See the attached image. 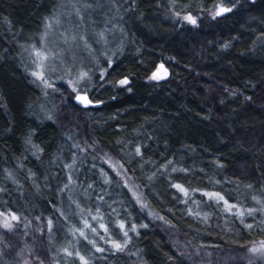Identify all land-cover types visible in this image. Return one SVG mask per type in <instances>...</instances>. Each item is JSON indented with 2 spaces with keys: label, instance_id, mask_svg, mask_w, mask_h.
<instances>
[{
  "label": "trees",
  "instance_id": "1",
  "mask_svg": "<svg viewBox=\"0 0 264 264\" xmlns=\"http://www.w3.org/2000/svg\"><path fill=\"white\" fill-rule=\"evenodd\" d=\"M183 1L119 0L123 43L81 80L32 55L56 0H0V186L7 171L19 188L0 264H254L264 0ZM218 4L232 11L215 15ZM38 106L49 118L36 121Z\"/></svg>",
  "mask_w": 264,
  "mask_h": 264
},
{
  "label": "rangeland",
  "instance_id": "2",
  "mask_svg": "<svg viewBox=\"0 0 264 264\" xmlns=\"http://www.w3.org/2000/svg\"><path fill=\"white\" fill-rule=\"evenodd\" d=\"M119 0H56L55 18L51 24L50 31L42 44V50L37 53L33 50L32 55L38 63L42 62L43 67L49 74L56 75L61 72L69 74L83 80L81 72L91 70L96 65L101 64L103 56L110 52L115 44L122 45L123 38L119 26L121 14H115ZM184 4L191 5L196 0H184ZM220 5V4H218ZM218 5L216 10H218ZM187 14L183 15L186 25H195L185 19ZM192 17V16H191ZM194 18V17H192ZM195 19V18H194ZM105 34V41L100 38ZM129 53L131 54L130 48ZM157 73L155 77H162L166 74ZM61 78V77H59ZM85 98L83 101L77 97ZM75 101L82 105L91 104L86 93H79ZM33 117L37 122L49 118L43 106H38L34 110ZM31 146L30 160L34 159V149L41 148L31 136L28 140ZM59 165L64 161L58 160ZM62 170H59L56 176L60 177ZM106 182V180H103ZM37 190L39 188L37 187ZM19 196L18 181L15 177L5 172L0 186V205L3 203L6 209H0V220L4 229L10 227V222L15 218V212L8 210L9 207H15ZM29 198H34L29 195ZM65 202V201H64ZM66 203V202H65ZM14 212V213H13ZM77 210L71 213L72 219L76 220ZM8 227H5V225ZM68 234L69 228L64 229ZM69 231V232H68ZM255 249V251H254ZM247 255L254 264H264V243L253 244L249 247Z\"/></svg>",
  "mask_w": 264,
  "mask_h": 264
},
{
  "label": "snow or ice",
  "instance_id": "3",
  "mask_svg": "<svg viewBox=\"0 0 264 264\" xmlns=\"http://www.w3.org/2000/svg\"><path fill=\"white\" fill-rule=\"evenodd\" d=\"M230 11H232L231 8L225 7V6H223V4H220V5H218V10L216 11L215 15H222L223 13L230 12ZM185 19H187L188 21H190L193 24H195V22H196L195 19L192 18L191 16L185 17ZM155 78L159 79L160 77H155ZM120 83L121 84H126L127 83V80H122V81H120ZM77 99L83 101L85 98H82V97H79L78 96ZM176 187L179 188L180 186L177 185ZM5 227H8V225L6 224ZM116 246L117 247H120L119 245H116ZM254 251H255V249H254Z\"/></svg>",
  "mask_w": 264,
  "mask_h": 264
},
{
  "label": "water",
  "instance_id": "4",
  "mask_svg": "<svg viewBox=\"0 0 264 264\" xmlns=\"http://www.w3.org/2000/svg\"><path fill=\"white\" fill-rule=\"evenodd\" d=\"M188 16H191V14H188ZM164 70H165L164 64L163 63H160V64H158V66L154 70L153 75H156L157 73H164Z\"/></svg>",
  "mask_w": 264,
  "mask_h": 264
}]
</instances>
